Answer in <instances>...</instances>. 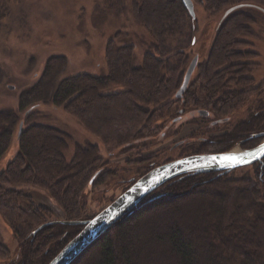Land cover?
Listing matches in <instances>:
<instances>
[{
  "label": "trees",
  "instance_id": "obj_1",
  "mask_svg": "<svg viewBox=\"0 0 264 264\" xmlns=\"http://www.w3.org/2000/svg\"><path fill=\"white\" fill-rule=\"evenodd\" d=\"M11 1L0 0V30L6 33L15 27ZM193 1L217 19L208 56L197 51L198 21L182 0H95L96 20L111 15L132 19L137 31L120 22L104 33V63L95 70L71 72L67 54H52L41 72L27 70L22 76L27 83L16 97L5 100L0 93V217L18 243L14 258L0 243V261L49 264L79 233L81 225L65 222L92 217L88 189L125 172L105 168L104 150L141 154L158 136L162 139L167 127V136L171 128L178 136L197 122V136L217 135L212 142L182 145L181 154H200L212 145L222 153L238 144H259L254 135L264 132V87L256 81L259 54L249 38L258 30L255 13L264 15V0ZM192 54L199 56L197 68L177 98ZM9 69L0 70V92ZM19 72L12 71V82ZM51 108L74 120L76 131L49 124ZM201 109L213 118H231L228 130L208 127L210 117H201ZM176 117L181 118L172 124ZM15 143L17 149L3 165ZM147 160L129 162L138 166L129 169L134 177L150 171L139 165ZM252 167V174L237 175L240 168L170 180L75 264H264V159ZM37 191L47 194L63 220L36 202L32 193Z\"/></svg>",
  "mask_w": 264,
  "mask_h": 264
},
{
  "label": "rangeland",
  "instance_id": "obj_2",
  "mask_svg": "<svg viewBox=\"0 0 264 264\" xmlns=\"http://www.w3.org/2000/svg\"><path fill=\"white\" fill-rule=\"evenodd\" d=\"M11 5L15 18L13 19L12 14L10 19L7 18L6 21H10L11 18L14 20V30L10 33L0 30V70L6 71L12 67V69H9L10 74L6 72L9 76L5 77V81L8 80V82L5 84V89H2L0 92L3 96L1 99L5 100L8 99L6 96L11 99L16 97L20 91L19 88L25 86L27 80H23L22 76L26 75L27 70L37 68L36 72H41L48 57L52 54H67L71 61V68L69 69L71 72L77 69L95 70L98 63H104L102 59L103 47L107 38H104L105 35L103 34L112 31V27L118 25L120 22L128 27L133 25L132 19H118L114 15L108 16L107 19H102V17V21H100V18L98 19L99 21L96 20L94 13L95 0H13V2L11 1ZM196 13L199 26L198 34L201 38L197 46L198 50H196L200 51L202 56H208L217 28V19L210 18L200 5L196 6ZM255 17L258 19L259 25L257 24L256 27L258 30H256L255 37L249 38V40L254 43L255 51L261 55L257 59L260 65L255 70V77L256 81L261 82L264 87V15L261 12H256ZM23 20H26L25 25L22 23ZM133 26L132 30L135 32L136 28H133ZM194 56L195 54H192L190 59L194 58ZM14 69L20 71V76H18L19 78L16 77L13 83L10 77L12 78L11 73L12 71L14 72ZM9 85H14L15 88L10 89ZM48 112H50L47 120L49 124L69 133L76 131L78 124L69 118L62 109L53 110L51 108ZM187 117L189 116L185 118ZM198 123L186 125L180 130L178 136H174L172 134L174 133L173 131L166 138L163 135L162 139L158 136L159 138L157 137L154 140L153 147L141 154H138L137 150L130 151L129 149L125 151L117 150L112 153L104 150V158L109 162L105 168L110 171H117L118 173L123 170L126 173H119L115 178L106 183L93 185L88 189L86 199L89 217L92 216L91 218H93L124 193L128 189L126 188V181H129L128 179H131L130 185H133L142 177H134L135 174H131L133 171H129V169L138 166L135 163H129V161L135 162L136 159L144 156L148 160L145 164L139 165H145L148 168L154 169L167 162L193 155L190 152L181 154L184 149L182 145L187 146L186 144L196 143V141L212 142V137L216 133L208 136H197L195 134L197 133ZM192 133L197 138L191 139L189 136ZM183 141H185L184 144ZM16 149L17 143L13 145L2 164L5 160L12 157ZM206 149L204 151L206 153H219L215 151L216 146L214 145L210 146V148L208 146ZM240 150H244V148L238 144L229 151ZM253 170L252 165L243 167V169L238 170L237 175H244V173L248 172L252 174ZM32 194L35 195L37 203H42L50 209L54 219H64L61 211L57 210L58 207L54 203H50L46 193L37 191ZM190 200L192 199H187L186 202ZM0 243L10 249L14 258L18 243L11 228L1 217ZM0 264L7 263L0 261Z\"/></svg>",
  "mask_w": 264,
  "mask_h": 264
},
{
  "label": "water",
  "instance_id": "obj_3",
  "mask_svg": "<svg viewBox=\"0 0 264 264\" xmlns=\"http://www.w3.org/2000/svg\"><path fill=\"white\" fill-rule=\"evenodd\" d=\"M182 2L193 20H196L197 13L194 1L182 0ZM240 7L241 5H238L228 9L223 19ZM198 61L199 56H195L192 59L185 74L182 86L176 94L177 98H182L187 90L197 68ZM199 113L202 116L208 114L207 111H200ZM21 131L22 126L20 134ZM254 138H260L262 140L257 146L248 150L190 155L150 170L93 218L66 222L71 225H81L82 229L64 246L49 264H75L82 255H84L85 252L104 236L119 220L132 213L136 208L141 206L152 193L176 177L188 173L230 172L261 162L264 159V154L261 153V149L264 148V132L256 134ZM233 156L242 157V159L239 161L225 159L226 157Z\"/></svg>",
  "mask_w": 264,
  "mask_h": 264
},
{
  "label": "flooded vegetation",
  "instance_id": "obj_4",
  "mask_svg": "<svg viewBox=\"0 0 264 264\" xmlns=\"http://www.w3.org/2000/svg\"><path fill=\"white\" fill-rule=\"evenodd\" d=\"M254 47H255V45H254V43H253V47H252V49L253 50H255L254 49ZM257 52V51H256ZM258 53V52H257ZM259 54V53H258ZM260 54H259V57L258 58H260ZM256 76V75H255ZM264 82V81H263ZM200 111H207V110H204V109H201ZM199 111V112H200ZM182 112V111H181ZM208 112V111H207ZM182 114H184L183 112H182ZM190 115V113H188L187 115H185V116H189ZM199 115H201L200 113H199ZM201 117H210L209 119H208V127H213V128H218V129H220V130H222V132L221 133H225L226 132V130H228V125H227V123L229 124V122H230V120H231V118H213V117H211L210 115H209V112H208V114L206 115V116H202L201 115ZM177 118V117H176ZM181 117H178L177 119H174L173 121H172V124L174 123V124H176L178 121H179V119H180ZM176 127V126H175ZM199 129V128H198ZM168 130H169V128L167 127L166 128V130L164 131V133L162 134L165 138L167 137V134H168ZM172 128H171V132H172ZM259 134V133H258ZM217 135V134H216ZM256 135V134H255ZM254 135V136H255ZM215 136V135H214ZM258 145V144H257ZM256 145V146H257ZM244 148V150H248V149H251V148H245V147H243ZM253 148V147H252ZM223 153V152H222ZM200 154H210V153H206V152H203V153H200ZM193 155H197V154H193ZM130 162V161H129ZM171 162V161H170ZM168 163V162H167ZM150 170H152V169H150ZM132 179H134V178H132ZM129 181H128V185H127V188H129L131 185H130V180L131 179H128Z\"/></svg>",
  "mask_w": 264,
  "mask_h": 264
},
{
  "label": "snow or ice",
  "instance_id": "obj_5",
  "mask_svg": "<svg viewBox=\"0 0 264 264\" xmlns=\"http://www.w3.org/2000/svg\"><path fill=\"white\" fill-rule=\"evenodd\" d=\"M261 153L264 154V148L261 149ZM225 159H228L230 161H239L240 159H242V157H226Z\"/></svg>",
  "mask_w": 264,
  "mask_h": 264
}]
</instances>
